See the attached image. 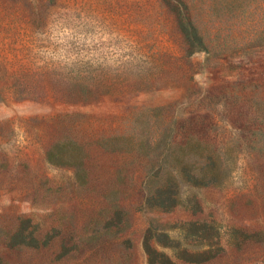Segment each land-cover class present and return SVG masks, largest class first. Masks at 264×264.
<instances>
[{
  "label": "trees",
  "instance_id": "obj_1",
  "mask_svg": "<svg viewBox=\"0 0 264 264\" xmlns=\"http://www.w3.org/2000/svg\"><path fill=\"white\" fill-rule=\"evenodd\" d=\"M12 1L3 2L13 16L10 35L0 38V102L171 97L130 106L91 138L59 129L46 161L72 177L47 187L43 215L20 214L0 227V264H124L138 255L145 264H215L246 243L234 233L224 238V220L264 244V27L243 18V0H157L149 15L131 18L143 27L158 16L155 48L117 68L41 63L34 33L47 23L48 0ZM198 53L204 61L193 58ZM204 72L216 81L200 85ZM198 189L222 193L221 219L198 217L178 228L160 221L183 203L202 213L194 196L182 199Z\"/></svg>",
  "mask_w": 264,
  "mask_h": 264
},
{
  "label": "rangeland",
  "instance_id": "obj_2",
  "mask_svg": "<svg viewBox=\"0 0 264 264\" xmlns=\"http://www.w3.org/2000/svg\"><path fill=\"white\" fill-rule=\"evenodd\" d=\"M3 2L0 0V38L10 35L4 32L13 16L7 15L9 6H4ZM5 2L13 3L12 0ZM157 3V0H48L46 5L50 10L41 31L43 33H34L35 42L40 45V62L61 67H69L76 62L91 67H121L131 54H139L142 48L145 51L155 48L151 37L158 36L157 26L162 21L155 15L149 26L141 27L133 26L131 18L133 14L149 15L150 12L145 13V9ZM240 4L246 9L243 18H257L258 30L262 29L264 0H243ZM254 7L256 9L252 10ZM154 28L158 29L150 30ZM205 56L198 53L193 58L204 61ZM196 81L200 85H208L216 81V77L204 72L196 76ZM169 97L171 94L168 91H162L141 94L122 104L104 100L97 104L80 105L53 99H7L0 102V227L6 228L20 214L43 215L44 209L50 206L45 200L47 187L72 177L70 169L46 161L48 146L59 129L66 126L78 136L91 138L112 128L116 122L113 117L122 115L130 106L158 104L168 101ZM65 115L73 118L67 119ZM193 196L202 203V213L197 207L189 209L183 203L174 212L159 214L160 221L178 228L198 217L222 218L227 203L222 193L213 189L184 190L182 193V199ZM227 217H230L229 214ZM219 227L226 240L234 233L246 243L240 251L233 248L228 258H220L215 264H264V244L250 241L247 237L251 231L234 232L227 220L220 222ZM173 261L190 264L181 259ZM11 264L18 262L14 260ZM124 264H145L144 256L138 255L137 259Z\"/></svg>",
  "mask_w": 264,
  "mask_h": 264
}]
</instances>
